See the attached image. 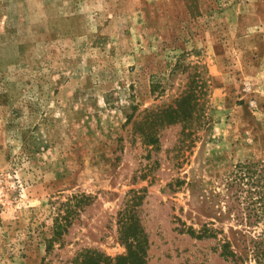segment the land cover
Wrapping results in <instances>:
<instances>
[{
    "label": "rangeland",
    "instance_id": "1",
    "mask_svg": "<svg viewBox=\"0 0 264 264\" xmlns=\"http://www.w3.org/2000/svg\"><path fill=\"white\" fill-rule=\"evenodd\" d=\"M242 163L264 0H0V264H264Z\"/></svg>",
    "mask_w": 264,
    "mask_h": 264
},
{
    "label": "trees",
    "instance_id": "2",
    "mask_svg": "<svg viewBox=\"0 0 264 264\" xmlns=\"http://www.w3.org/2000/svg\"><path fill=\"white\" fill-rule=\"evenodd\" d=\"M183 98V97H182ZM186 99L187 96H184ZM230 186L237 188V197L236 200H240V204L243 206V203H248L246 207L249 212V217H254L258 222H263L264 224V164L259 163H242L237 165L236 171L233 176L230 178ZM238 214H242L241 211ZM63 225L61 223L55 224V235L57 236L60 233V229ZM207 232V231H206ZM192 234V232L190 231ZM206 236V233H202L199 237L203 238ZM222 256L227 259H231L236 264H239L238 261L241 260V257L232 249V245L226 242L223 246ZM129 254H136L140 256L141 249L135 248L133 245L128 246ZM122 259V258H120ZM104 264H113L110 258L103 260ZM80 264H87L82 262ZM97 264H103L101 262ZM117 264H122L118 262ZM134 264H144L142 261H137Z\"/></svg>",
    "mask_w": 264,
    "mask_h": 264
}]
</instances>
